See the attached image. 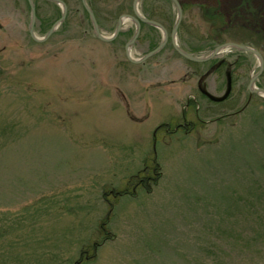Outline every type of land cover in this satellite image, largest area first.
I'll list each match as a JSON object with an SVG mask.
<instances>
[{
	"label": "rangeland",
	"instance_id": "1",
	"mask_svg": "<svg viewBox=\"0 0 264 264\" xmlns=\"http://www.w3.org/2000/svg\"><path fill=\"white\" fill-rule=\"evenodd\" d=\"M32 1L42 37L61 8ZM132 1L90 0L105 37ZM177 1L182 49L203 56L237 42L264 59V0ZM82 9L68 0L65 24L36 42L27 0H0V264H264L256 56L228 48L192 62L168 40L131 62L134 23L102 41ZM138 9L170 33V0ZM161 38L141 27L132 58ZM227 73L225 101L201 96L199 83L222 95Z\"/></svg>",
	"mask_w": 264,
	"mask_h": 264
},
{
	"label": "water",
	"instance_id": "2",
	"mask_svg": "<svg viewBox=\"0 0 264 264\" xmlns=\"http://www.w3.org/2000/svg\"><path fill=\"white\" fill-rule=\"evenodd\" d=\"M47 1L56 3L61 8V14H60V17L52 24V26L44 34V36L38 37L36 35V32H35V21H36L35 5H34L32 0H27L28 6L30 9L28 33H29L30 38L36 42H42V41L46 40L58 28V26L65 20V17H66L67 5L63 0H47ZM140 1L141 0H133L132 1V13H125V14L119 15V17L116 20V24H115V28H114L113 33L111 34V36L105 37L102 34V32L100 31L96 17L94 15L93 11L91 10V8L89 7L87 1L86 0H80L83 8L85 9V11L87 12V14L89 16V20H90V23L92 26L93 34L95 35L96 38H98L102 41L107 42V41H111L114 38H116V36L121 31L122 26L126 22L132 21L134 23V26H135L134 33H133L132 37L126 42L125 48H124L126 58L131 62L140 63V62H143L145 59L153 56L154 54L159 52L166 45L169 38H170V42H171L173 49L180 56H182L185 59L192 61V62L208 61L211 58L215 57L217 54L224 52V50L228 49V48H233V49H236L239 51L248 52V53L253 54L258 59V71L254 75H252L249 79V84H248L249 96L251 94L255 93L257 95L264 97V88L258 87L255 85L256 78L262 72L263 67H264L263 56L256 48L245 45V44H240L237 42H226V43L215 46L206 55L201 56V55L191 54V53L183 50L179 46V44L177 43V40H176L177 39V30H178V27L181 23L182 16H183L182 7H181L180 3L177 0H170L173 3V5L175 6L176 18H175L174 24L172 26V29L170 31V34H169L167 32L166 28L161 23H159L156 20L148 19V18L144 17L139 12L138 6H139ZM141 23H146V24H149V25L157 28L159 31H161L162 38H161L159 44L154 49L148 51L141 58L133 59L131 56V48L139 36L140 29H141ZM200 91L203 94H205L212 101L221 102V101L225 100L230 93V75H229V73H227V86H226V89L222 95L215 96V95L209 93L208 91H206V89H204V88H200Z\"/></svg>",
	"mask_w": 264,
	"mask_h": 264
},
{
	"label": "trees",
	"instance_id": "3",
	"mask_svg": "<svg viewBox=\"0 0 264 264\" xmlns=\"http://www.w3.org/2000/svg\"><path fill=\"white\" fill-rule=\"evenodd\" d=\"M46 2H49V3H52V4H54V5H56L55 3H53V2H50V1H47V0H45ZM87 1V3H88V5H89V7L91 8V10L93 11V13H94V15H95V17H96V20H97V23H98V25H99V27H100V22H99V19H98V17H97V11H96V9L94 8V6L91 4V2H90V0H86ZM64 2L66 3V5H67V3H68V0H64ZM35 5V4H34ZM81 6H82V4H81ZM82 8H83V6H82ZM35 9L37 10V7H36V5H35ZM83 10V12H84V14H85V16H87V18L89 19V16H88V14H87V12L85 11V9L83 8L82 9ZM128 13H132V7H131V9L129 8V12ZM59 14V13H58ZM121 13L119 12V13H117V15H116V19L115 20H117V18L119 17V15H120ZM59 16H60V14H59ZM58 16V17H59ZM147 18H150V19H154L152 16H149V15H145ZM36 17H37V14H36ZM156 20V19H155ZM89 22H90V20H89ZM116 22V21H115ZM213 23V22H212ZM65 24V20L62 22V24L61 25H64ZM181 25V24H180ZM141 27H148V28H150L151 29V31H154V32H158V30L155 28V27H153V26H150V25H147V24H145V23H142L141 24ZM180 27V26H179ZM113 29H114V27H113ZM131 32L132 31H128V36L131 34ZM261 32H264V30H261ZM156 46V44H153V46H151V49H153L154 47ZM181 47V46H180ZM188 52V51H187ZM189 53H191L190 51H189ZM157 169V168H156ZM156 177H155V182H156V179H158L159 177H160V175H159V173H157L156 175H155ZM152 178V177H151ZM150 178V179H151ZM143 181V180H142ZM145 182H143V184H144Z\"/></svg>",
	"mask_w": 264,
	"mask_h": 264
},
{
	"label": "flooded vegetation",
	"instance_id": "4",
	"mask_svg": "<svg viewBox=\"0 0 264 264\" xmlns=\"http://www.w3.org/2000/svg\"><path fill=\"white\" fill-rule=\"evenodd\" d=\"M148 25V24H147ZM170 34V33H169ZM169 41H170V38L168 39ZM203 83V82H202ZM203 85L201 84V83H199L198 84V90H199V92H200V94H201V96H203L204 98H206V99H208L210 102H214V103H221V102H223V101H225L228 97H229V95H230V93H231V88H232V79H231V75H230V93H229V95H228V97L225 99V100H223V101H221V102H215V101H212L211 99H209L205 94H203L201 91H200V88H204V89H206L205 87H202ZM226 86H227V82H226ZM207 91V90H206ZM210 93V92H209ZM212 94V93H211ZM193 101V100H192ZM196 106V105H195ZM200 104H197V106H196V109H200Z\"/></svg>",
	"mask_w": 264,
	"mask_h": 264
}]
</instances>
